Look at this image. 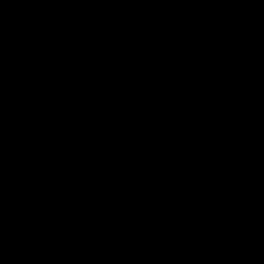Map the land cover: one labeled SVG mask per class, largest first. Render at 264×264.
I'll list each match as a JSON object with an SVG mask.
<instances>
[{
  "label": "snow or ice",
  "instance_id": "1",
  "mask_svg": "<svg viewBox=\"0 0 264 264\" xmlns=\"http://www.w3.org/2000/svg\"><path fill=\"white\" fill-rule=\"evenodd\" d=\"M0 53L264 120V23L185 0H4ZM0 264H264V206L0 133Z\"/></svg>",
  "mask_w": 264,
  "mask_h": 264
},
{
  "label": "trees",
  "instance_id": "2",
  "mask_svg": "<svg viewBox=\"0 0 264 264\" xmlns=\"http://www.w3.org/2000/svg\"><path fill=\"white\" fill-rule=\"evenodd\" d=\"M185 3L264 23L263 5L251 0ZM63 7L24 3L18 11ZM2 54L8 67L16 65L18 57ZM76 76L32 61L18 75L17 107L27 119L30 136L48 135L45 146L90 158L93 132L103 131L105 140L96 158L210 189L226 150L235 158L264 147V120L116 84L101 90L82 85ZM240 132L252 136L251 142L250 138L239 142L235 137ZM185 150L192 152L194 171L183 181L175 168L182 171L180 159ZM235 196L242 198L245 193Z\"/></svg>",
  "mask_w": 264,
  "mask_h": 264
},
{
  "label": "rangeland",
  "instance_id": "3",
  "mask_svg": "<svg viewBox=\"0 0 264 264\" xmlns=\"http://www.w3.org/2000/svg\"><path fill=\"white\" fill-rule=\"evenodd\" d=\"M253 4H262L264 0H251ZM24 3H8L0 1L3 7V19L7 23L12 18L8 17L13 11H18ZM264 21V12L261 15ZM30 61L18 57L14 67H8L0 53V133L10 140L25 141L29 143L45 144L48 142L47 134H38L30 136L27 119L17 107V98L20 93L21 83L18 75L22 72ZM77 80L82 85L92 84L101 90L107 89L111 83L93 80L88 77L77 74ZM234 138V137H233ZM239 142H243L252 136L243 132L238 134ZM105 140L103 131L93 132V139L90 149V158H96L97 154ZM248 143V144H249ZM248 150V149H246ZM192 152L185 150L180 159V172L178 167L176 171L178 177L184 181V177H189L194 171V163L191 161ZM231 150L225 151V159L219 164L216 176L212 182V190H223L231 195L244 191L245 196L241 199L253 200L257 204L264 206V147L259 150L247 151L235 158ZM180 182H182L180 180Z\"/></svg>",
  "mask_w": 264,
  "mask_h": 264
},
{
  "label": "built area",
  "instance_id": "4",
  "mask_svg": "<svg viewBox=\"0 0 264 264\" xmlns=\"http://www.w3.org/2000/svg\"><path fill=\"white\" fill-rule=\"evenodd\" d=\"M176 174H177V171L175 170Z\"/></svg>",
  "mask_w": 264,
  "mask_h": 264
}]
</instances>
